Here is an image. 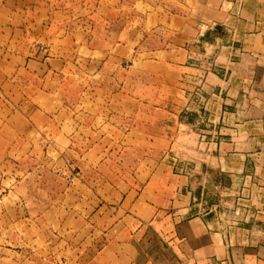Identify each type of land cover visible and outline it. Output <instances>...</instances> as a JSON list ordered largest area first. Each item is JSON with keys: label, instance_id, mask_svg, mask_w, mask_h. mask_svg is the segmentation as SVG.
<instances>
[{"label": "crops", "instance_id": "crops-1", "mask_svg": "<svg viewBox=\"0 0 264 264\" xmlns=\"http://www.w3.org/2000/svg\"><path fill=\"white\" fill-rule=\"evenodd\" d=\"M159 1L0 0V264H264V224L237 229L197 213L188 207L196 183L190 186L165 161L127 188L104 190V181L88 180L82 169L72 183L62 177L70 175L68 156L74 152L66 140L91 107V120L101 123L95 131L120 122L124 138H148L144 125L134 129L131 120L139 114L142 122L150 102L162 112L166 103L159 82L151 88L161 100L150 101L143 75L164 78L170 68L180 85L187 71L175 53L170 64L164 60L169 53L146 46L150 27L164 24L157 5L149 12L150 2ZM167 1L180 9L181 0ZM197 1L213 10V0L188 2L192 7ZM233 7L238 3L217 7L222 25ZM261 7L244 13L253 28L238 31L236 53L252 66V88L261 89L253 104L262 118L253 123H264ZM233 55L221 57L229 61ZM70 82L76 99L68 94ZM153 136L164 137V131ZM219 159L210 157L208 164L231 169L227 153Z\"/></svg>", "mask_w": 264, "mask_h": 264}, {"label": "rangeland", "instance_id": "rangeland-1", "mask_svg": "<svg viewBox=\"0 0 264 264\" xmlns=\"http://www.w3.org/2000/svg\"><path fill=\"white\" fill-rule=\"evenodd\" d=\"M188 1L191 0H181L180 9L167 0L150 2L149 12L151 6L157 5L159 22L164 24L150 27L146 38L148 52L162 48L170 54L164 58L170 64L171 53H175L174 60H179L182 71L187 72L182 74L179 86L170 68L164 78L143 75L142 80L150 87L146 95L150 101L156 102L157 96L161 100L160 92L157 95L151 88L159 82L164 86L162 95L166 103L162 112L150 102L144 108L142 122L139 114L131 120L134 129L144 125L147 132H143L149 137L124 138V125L120 122L105 124L102 131H95L101 123L91 120V107L80 130L66 140L74 149L68 156L69 176L74 180L82 169L88 180L104 181V190L118 184L127 188L145 179L154 164L165 161L176 174L188 179L190 186L196 183L197 193L188 207L212 216L220 225L237 229L260 227L264 224V123H253L252 119L262 118L253 104L260 100L261 89L252 88V66L238 60L236 53L240 43L238 31L253 28L249 20L252 17L244 13H252L256 4L264 5V0H213L212 11L198 1L191 7ZM226 2L238 3V8L229 9L230 18L222 25L221 8L217 7ZM259 12L263 14L264 7ZM173 43L179 44V50L173 52ZM223 52L234 55L228 61L221 57ZM137 76L133 73L131 79L136 81ZM68 86L69 96L76 99L75 82ZM177 86L180 91L174 93ZM70 111L75 113L76 109ZM94 131L108 137L96 136ZM162 131L164 137L153 136ZM222 152L228 154L230 170L222 171L217 164H208L210 157L219 159ZM62 177L67 183L73 181ZM31 262L42 264L38 259Z\"/></svg>", "mask_w": 264, "mask_h": 264}, {"label": "built area", "instance_id": "built-area-1", "mask_svg": "<svg viewBox=\"0 0 264 264\" xmlns=\"http://www.w3.org/2000/svg\"><path fill=\"white\" fill-rule=\"evenodd\" d=\"M59 175H61V173H59ZM66 178H67V180H68L69 182H71V181L73 180V178H72L71 176H67Z\"/></svg>", "mask_w": 264, "mask_h": 264}]
</instances>
